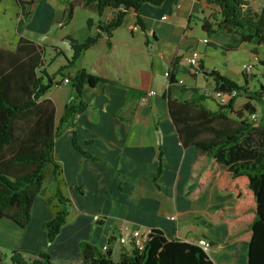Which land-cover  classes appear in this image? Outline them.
Instances as JSON below:
<instances>
[{"label": "crops", "instance_id": "0c3cea01", "mask_svg": "<svg viewBox=\"0 0 264 264\" xmlns=\"http://www.w3.org/2000/svg\"><path fill=\"white\" fill-rule=\"evenodd\" d=\"M188 3V0H165L160 5L145 3L142 12L145 28L136 22V13L130 11L111 35L104 32L74 65L63 70L61 78L57 77L61 82L55 83L45 96L54 100L59 116L73 91L72 80L65 81V76L71 77L78 67H85L107 78L97 85L85 86L86 109L77 112L74 122L55 139V155L63 165L70 186V215L55 239L49 240L43 222L51 218L53 212L40 194L25 227L12 218H0L1 245L10 250L46 249L55 264L60 258L64 264H73V258L82 254L81 240L103 247L114 235L110 246L113 258L119 260L123 252L132 248L133 230L139 229L146 234L152 227L160 226L172 238L191 241L208 238L212 244L206 249L217 264H247L246 232L227 242L230 225L238 229L245 222L236 218L211 224L204 215V212L213 214L220 207L239 201V187L225 193L218 190V179L227 165L218 163L203 192L191 196L185 194L196 187L191 178L197 174V159L205 153L193 144H183L170 113L169 95L190 99L195 97L194 93H210L211 96L201 101L205 105V100L212 97L215 85L214 77L206 75L201 67L188 64L185 55L198 46L202 52L201 62L207 68H218L240 83L246 74L242 72L244 63L233 68L226 61L228 52L242 44L238 33L231 31L236 35L234 40L223 37L219 29L209 34L199 18L192 21ZM182 7H185V14L180 21L177 16ZM67 8V0H33L22 31L23 35L39 43L62 46L66 58L60 66L74 51L70 42L64 39L65 33L82 38L98 30L96 24L89 27L87 22L89 17L99 18L94 6L78 4L70 20L66 19ZM78 8L89 11L84 16L85 26L81 23L80 33H49L59 20H64L63 27L70 25ZM114 12V8L107 7L100 18L107 21ZM135 24L139 27L134 28ZM195 26L204 32L200 30L201 35H194ZM140 32L142 41L138 47L141 50L134 45ZM203 37H208V42H203ZM226 44L230 48L226 49ZM258 45L248 46L247 52L254 58L263 59ZM208 46L213 47V51ZM164 50L168 51L165 55ZM220 51L226 53L222 57L224 64L209 61L210 53L218 55ZM162 60L166 63L162 64ZM169 68L176 79L172 83L165 74ZM129 86L145 92L155 89L157 93L148 102H142L138 90L131 93ZM209 106L206 107L217 108ZM235 106L239 107L237 99ZM74 132L79 143L92 155H85L75 146ZM160 162L163 169L155 179ZM77 184L82 186L83 192L77 190ZM212 188L216 193L214 201L208 197ZM233 216V213L229 215ZM124 234L130 235L129 243L120 241L119 237Z\"/></svg>", "mask_w": 264, "mask_h": 264}, {"label": "trees", "instance_id": "16d2710c", "mask_svg": "<svg viewBox=\"0 0 264 264\" xmlns=\"http://www.w3.org/2000/svg\"><path fill=\"white\" fill-rule=\"evenodd\" d=\"M164 1L67 0V20L72 18L78 4L94 6L99 18L89 17L87 22L89 27L96 24L98 30L82 38L65 33L64 38L70 42L74 51L70 58L67 57V62L53 72L46 68L47 60L44 55L48 46L56 50L60 48L58 45L39 43L21 34L14 49L0 46V218H12L25 227L31 219L35 199L41 194L53 212V216L45 220L43 226L49 240L55 239L70 215L71 202L64 190L67 179L63 165L55 155V139L68 124L74 122L77 112L86 109L87 102L83 99L85 86L97 85L107 78L90 72L85 67H78L70 77L73 91L58 124L56 104L45 95L55 83L61 82L57 78L58 73H63L66 67L74 65L76 59L98 42L104 32L111 35L130 11L136 13V22L145 28L142 19L144 4L160 5ZM210 1L219 6L220 17L216 22L217 26L203 21L202 27L209 34L221 28L237 32L240 42H264V3L257 11L251 6L250 0ZM19 3L22 11L19 13L21 17L18 30L22 32L30 11L26 10L24 1ZM107 7L114 8L115 12L109 20L103 21L100 16ZM214 44L216 45L215 42ZM260 61L264 64V58ZM199 67L206 75L214 77L215 95L216 91L229 92L237 89L238 92L221 101L215 109L207 108L201 102L205 97L211 96L210 93H194L195 97L190 99L169 95L170 113L177 124L183 144H193L205 153L197 159V174L191 178L196 182V187L185 194L191 196L203 192L218 163L226 164L227 168L218 179V190L225 193L239 187V201L234 205L220 207L213 214L204 212V215L211 224L225 220L230 222L236 218L244 221L245 225L238 229L230 225L227 242L246 232L247 264H264V124L253 123L246 116L248 112L251 115L257 114L255 99L264 102V83L252 89L249 87L250 77L247 74H244V83H240L218 68H207L203 61ZM169 78L171 83L176 81L173 72ZM134 90H138L140 96L145 93L144 89L129 86V92ZM240 94H245L248 100L236 107L235 102ZM231 112L239 117V122L235 125L224 122L230 120ZM74 143L85 155H92L90 150L79 143L76 132ZM162 169L160 162L155 179ZM48 178L50 184L47 187ZM76 188L83 192L80 184ZM231 213L234 214L233 217H229ZM145 236L142 248L133 242L131 250L123 252L119 260L113 258L110 246L114 235L106 249L83 239L80 242L82 254L73 258V264H217L206 247L196 241L169 237L160 226L152 227ZM11 260L14 264H55L53 256L46 249L36 251L15 248L11 253ZM2 263L0 254V264Z\"/></svg>", "mask_w": 264, "mask_h": 264}, {"label": "rangeland", "instance_id": "374dc122", "mask_svg": "<svg viewBox=\"0 0 264 264\" xmlns=\"http://www.w3.org/2000/svg\"><path fill=\"white\" fill-rule=\"evenodd\" d=\"M24 6H26V10H28L29 8H31L33 0H23ZM188 8L189 10L191 9L192 12V21L196 20L197 18H199L201 20V23H203L204 20L208 21L209 23H212L213 26H217L216 22L218 20V18L220 17L219 15V6L214 3L211 2L210 0H188ZM264 3V0H250V4L253 7L254 10L259 11L262 7ZM22 11V7L19 3L18 0H0V46L7 48V49H14L16 46V43L19 40L20 35L22 34V32H20L18 30V26H19V21H20V17L21 15L19 14ZM89 12L87 10H80L79 8L76 10L75 13V17L73 22L70 25L64 26V20H59L56 22V24H53L51 32H49L51 35H57L60 32H67V31H72L73 33H80L81 32V23L82 26L84 25L85 19L84 16L85 14ZM184 14H185V7H182L179 9V16L178 19L181 21L184 18ZM128 20H130L128 18ZM61 22H63V24H61ZM220 30V34L223 37H227V39L230 40H234L236 37V35L234 34V32L228 31L226 29H221L218 28ZM204 32L200 27L195 26V28H193V34L194 35H201L200 33ZM39 34V33H38ZM66 39V38H64ZM141 41H142V33L140 32L138 37H136L135 41H134V45L136 46L137 49L141 50V48L138 47V45H141ZM241 45L238 48H234L232 50H230L226 56V61L229 63V65L233 68H237L239 65L243 64L244 62H251L253 64V68L251 71L245 70L244 68H242V72L246 73L248 77H250L251 82H250V88L252 89H256L258 88L262 83H264V74L262 73V67L264 66V64L260 61L259 58H254L252 56L249 55V53L247 52V47L250 45H258L260 52L262 54H264V42L262 43H256L253 41H241ZM60 48L58 49H54L51 46H48V51L46 52V54L44 55V57L47 60V64H46V68L49 71H55L59 68L61 61L65 60V52H62L63 48L62 46L58 45ZM227 44L225 45V48L228 49L230 48V46H227ZM209 47V46H208ZM212 48L210 50L213 51V47H209ZM164 55L166 54V52H168L167 50H164ZM136 54H139L138 51H136ZM226 53L220 51V53L217 55L210 53L211 58H209V61L211 62H215L217 61L220 65L224 64L222 63V57L225 55ZM166 62L164 60H162V64H165ZM41 72H39L40 74ZM62 76V72L57 74V77L61 78ZM160 76H164V72L163 69H161L160 71ZM245 80V79H244ZM243 80V83H244ZM248 100V98L245 96V94H240L237 96V101H238V106H242V104ZM252 101V100H251ZM221 102V100H219L216 95L215 92H213L212 97L207 98L205 100V106H214L217 107L219 105V103ZM253 102V101H252ZM256 105L258 107V111H257V119H254L251 116V113L248 112L246 113L247 118L251 121V122H258V123H263L264 124V102L258 101L255 99ZM209 106V107H210ZM230 120H225V123L228 124H237L239 121V117L231 112L230 115ZM59 118L60 116L58 115V113L56 112V124L59 123ZM50 181L49 178L46 181V185L47 187L49 186ZM65 193L70 196V186L67 185L65 187ZM209 199H211V201L216 200V193H215V189H211L210 193L208 194ZM69 208H70V204H69ZM9 247H6L4 245L0 244V254L2 255L3 258V264H14L11 260V253L13 250L8 249ZM15 249V248H14ZM59 261L57 262V264H64L62 262V258L58 259Z\"/></svg>", "mask_w": 264, "mask_h": 264}, {"label": "built area", "instance_id": "2783aa9c", "mask_svg": "<svg viewBox=\"0 0 264 264\" xmlns=\"http://www.w3.org/2000/svg\"><path fill=\"white\" fill-rule=\"evenodd\" d=\"M61 24H63V22H61ZM139 25L135 24L134 28H138ZM201 40L203 42H208V37H203L201 38ZM201 49L198 46H194L191 48V50H189V52L185 55V60L187 61L188 64L192 65V66H196L199 67L201 64ZM243 68L245 70L251 71L253 68V64L251 62H244L243 64ZM263 73H264V67H263ZM173 70L172 68H169L168 70H166L165 74L170 77V75L172 74ZM65 81H70V77L69 76H65L64 77ZM183 79H180V81H182ZM238 90L237 89H233L232 91L229 92H225V91H216V95L217 97H219V99L221 101H225L227 99H229L230 97H232L233 95L237 94ZM157 93V90L155 89H149L147 90L145 93H143L140 96V99L142 102H148L149 99L151 98V96H153L154 94ZM253 118H257V114L256 113H252L251 115ZM134 237V244L137 245L138 247L142 248L145 244L146 241V236L144 234V232L140 231L139 229L137 230H133L132 234ZM120 241L122 243H129L130 242V235L129 234H124L121 235L119 237ZM196 242H198L199 244H201L204 247H209L211 246L212 242L206 238V237H199ZM108 244H104L103 248L106 249Z\"/></svg>", "mask_w": 264, "mask_h": 264}]
</instances>
